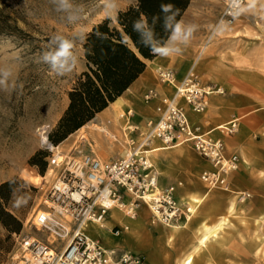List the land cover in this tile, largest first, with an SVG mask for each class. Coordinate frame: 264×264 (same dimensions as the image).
Returning a JSON list of instances; mask_svg holds the SVG:
<instances>
[{
  "label": "rangeland",
  "instance_id": "374dc122",
  "mask_svg": "<svg viewBox=\"0 0 264 264\" xmlns=\"http://www.w3.org/2000/svg\"><path fill=\"white\" fill-rule=\"evenodd\" d=\"M135 1L115 0L116 8L109 10L105 0H71L73 6L82 9V12L79 19L69 21L68 14L56 11V5L51 0H0V80L4 81L0 84V264L14 263V253L22 236L37 238L57 250H61L69 240V236L57 237L51 230L38 228L32 223L33 213L44 208V191L51 180L47 174L49 153L46 139L67 108L68 94L77 78L86 70L83 38L78 34H86L107 18L115 23L118 11ZM224 2L220 0V7L210 27L217 20ZM54 35H63L74 41L78 63L74 71L64 76L51 72L40 59L41 54L50 47ZM200 64L204 79L210 83L216 81L225 89L226 96H231L232 91L248 97L258 96L255 101L259 106H264V0H245L242 13L234 23L218 29ZM5 72L8 73L6 77ZM225 79L231 85L225 86ZM236 81L255 85L263 93L260 96L242 93L235 85ZM208 110L207 107L203 113L196 115H205L209 113ZM93 118L87 122L89 126L71 132L60 141L59 150L69 151L75 141L79 142V135L86 133L85 137L99 158L105 160L114 157L119 148L108 145L106 139L94 130ZM239 126L233 133L222 136L224 140L234 139ZM253 137L257 142L251 152L253 157L248 154V160L239 162V167L229 177L230 186L226 190L207 188L199 178V171L202 166L206 168L205 165L210 168V164L192 148L180 146L196 156L192 166L187 168L183 165L177 172L183 176V183L188 187L176 191L180 216L174 221L162 222L153 216L146 204H140L148 209L147 239L155 247L151 249L161 250L151 256L154 264H162L165 256L175 255H170L169 250L176 236L190 240L183 245L184 249L190 248L194 232L202 220L213 226L225 215L227 220L222 229L229 244L243 246L255 241V234L264 237V165L257 163V160L264 162V124L255 130ZM224 144L229 152H233L227 141ZM13 188L17 189V196L26 198V204L14 206ZM192 192L204 194L205 197L198 212L189 221L186 218L187 200ZM231 199L235 200L237 206L234 213L226 210ZM184 220L189 221L188 227H183L176 234L167 233V230L173 231L168 225H180ZM118 228L113 229L116 235L122 233V228L118 233L115 231ZM222 247L228 248L227 245ZM149 251L138 249L119 255L115 252L109 264H126L120 260L125 253L136 259L137 263L134 264H148ZM200 252H206V247Z\"/></svg>",
  "mask_w": 264,
  "mask_h": 264
},
{
  "label": "built area",
  "instance_id": "2783aa9c",
  "mask_svg": "<svg viewBox=\"0 0 264 264\" xmlns=\"http://www.w3.org/2000/svg\"><path fill=\"white\" fill-rule=\"evenodd\" d=\"M244 4L245 0H225L217 20L198 46L190 68L180 79L170 69L154 68L156 79L172 89L170 95L155 88L142 94L145 105L155 102L154 116L137 122L133 120L132 109H124L115 119L92 122L94 130L108 145L119 148L114 157L99 158L86 133L80 134L79 142L75 141L67 152L46 139L47 174L51 180L45 187L44 208L33 213L32 223L51 230L57 237L69 236V240L57 250L37 238L22 236L13 264H109L115 252L107 253L98 243L88 241L85 230L90 223H103L116 207L131 217L143 203L158 220L166 223L176 220L181 211L175 186H159L151 159L159 148L191 147L210 164L209 169L200 173L201 182L209 189H228L229 177L239 167L240 159L237 154L228 153L221 137L211 134V130L204 131L192 120L190 113H203L209 95L225 93L220 86L205 83L195 67L218 29L232 25ZM237 127L238 118L232 115L216 129L228 135ZM115 231L118 233L119 228ZM120 260L137 263L126 253Z\"/></svg>",
  "mask_w": 264,
  "mask_h": 264
},
{
  "label": "crops",
  "instance_id": "0c3cea01",
  "mask_svg": "<svg viewBox=\"0 0 264 264\" xmlns=\"http://www.w3.org/2000/svg\"><path fill=\"white\" fill-rule=\"evenodd\" d=\"M219 3L220 0H190L188 6L179 18V21H182L185 25H195L196 30L193 33L190 43L183 47L182 54L168 57L155 55L152 59L146 60V66L143 72L119 96L122 101L121 107L115 109V107L110 103L106 108L95 115L93 121L115 119L117 111L120 109H132L133 120L137 122L154 116L153 106L155 102H152L150 105H145L141 100L142 94L149 88H155L160 93L167 95H170L172 92L170 87L161 84L156 79L154 75V68L156 66H161L163 68L170 69L174 73L175 77L180 79L190 68L198 46L202 42L206 32H208L213 20L216 17L217 9L220 7ZM200 60L197 63L195 70L198 74L202 75V79L205 83H210L203 77L202 73L204 72L201 70ZM223 81L227 84L225 86L231 85L228 84L227 79ZM214 82L215 83L211 82L210 84L219 86L216 81ZM235 85L240 88L242 93L257 94L259 96L263 93H260V91L256 89L255 85L245 84L243 81H236ZM221 88L225 91L223 87ZM231 93L232 95L229 97L225 95L226 93H214L209 95L207 105L210 109L208 110L209 113L202 116L193 113H190V115L191 119L199 123L204 131L211 130V134L221 137L223 140L224 138L222 136H224V134H222L219 130L217 131L216 127L226 123L232 115L237 117L238 126L240 125V128L235 138H226L224 142L227 141L230 150L237 154L240 162H242L246 161V159L248 160V154H251L255 148V144L257 143L253 136L255 134V130L264 124V106H259L258 102L255 101L257 100L255 98L258 96L255 98L248 97L238 93L237 91H232ZM212 97H219L220 99ZM217 108H219L218 114L216 113ZM229 110H233V112L229 113ZM154 144L159 145V143L156 142ZM227 151L228 153H233L229 152V150ZM251 156L253 157L252 154ZM195 157L196 156H194L190 151L181 149L180 147L159 148L154 151L151 155V159L158 173L159 186L166 187L168 185H174L176 191L179 189H187V185H184L183 183V176L177 172L180 167H183V165L187 168L192 166L194 164ZM257 163L264 165V162L261 160H257ZM205 166L206 168H203L202 166L203 169L201 168L199 171L200 173L204 169H209L207 168V165ZM161 184H164L165 186H162ZM148 218V209L143 205H140L136 209L135 215L131 217L127 216L122 209L116 207L111 210L109 216L106 217L105 221L102 223L104 228L109 232L106 236L111 240V242H109L107 238L102 239L98 235L97 230L90 229L91 223L87 225L88 228L86 227L85 233L86 235H90L93 239L91 242L98 243L107 250L113 249L114 252L118 253L117 255L127 251H137L138 249L148 252L151 248H155L150 239H147V232L149 228ZM115 227L122 228V233L120 235L113 233V229ZM170 231L171 230H167V233L170 234L172 232ZM155 242H157V238L155 239ZM152 249L148 254V264H154L151 256H155L157 252H161V250L154 249L155 251H152ZM170 251L171 250H169V253L171 255L173 252ZM175 257L176 255L165 256V260H163L162 264H175Z\"/></svg>",
  "mask_w": 264,
  "mask_h": 264
},
{
  "label": "trees",
  "instance_id": "16d2710c",
  "mask_svg": "<svg viewBox=\"0 0 264 264\" xmlns=\"http://www.w3.org/2000/svg\"><path fill=\"white\" fill-rule=\"evenodd\" d=\"M190 0H136L118 11L115 23L107 18L83 35L82 48L86 70L81 72L69 92V104L48 140L58 145L68 134L90 121L98 112L119 97L145 69V61L155 55L140 42L133 23L146 18L153 28L154 38L164 43L168 33L164 28L161 5H172L179 21ZM158 17L155 25L153 18ZM128 37L127 43L123 38Z\"/></svg>",
  "mask_w": 264,
  "mask_h": 264
},
{
  "label": "bare ground",
  "instance_id": "6f19581e",
  "mask_svg": "<svg viewBox=\"0 0 264 264\" xmlns=\"http://www.w3.org/2000/svg\"><path fill=\"white\" fill-rule=\"evenodd\" d=\"M111 105H113L115 109L120 108L122 105L121 98L117 97L111 102ZM121 111V109L120 111L118 110L117 114ZM87 126H89L88 123L80 127L79 131L83 130V128ZM152 193L153 192L150 194ZM204 197V194H199L198 192H192L189 194L187 200V220L198 212V208L202 201H204ZM236 209L237 206L235 200L231 199L226 210L228 213H234L236 212ZM259 217L262 218L263 216ZM226 220L227 219L224 215L213 226L207 225L204 220H202L194 232V240L191 241L192 244L190 248L184 249L185 246H183L190 242V240L185 241L186 239L182 240L179 236L174 237L172 239L170 252H173L176 255L174 259L175 264H264V237H261L259 234H255L253 237L255 241L248 242L246 245L239 246L237 243L229 244V240L223 235L222 229V227L226 224ZM189 221H181L180 225H168V228L173 230L171 232L172 234H176V232H180L183 227H188ZM90 229L97 230L98 235L102 239H106V234L109 233L108 230L104 228L102 223H91ZM86 236L88 241L93 240L90 235ZM107 240L111 242L109 238H107ZM208 245H210V248ZM224 245H227L228 248L222 247ZM101 247L107 253H110V251L105 249L103 246ZM205 247L206 252L201 253L200 251ZM182 249H184V251Z\"/></svg>",
  "mask_w": 264,
  "mask_h": 264
},
{
  "label": "clouds",
  "instance_id": "9594fccd",
  "mask_svg": "<svg viewBox=\"0 0 264 264\" xmlns=\"http://www.w3.org/2000/svg\"><path fill=\"white\" fill-rule=\"evenodd\" d=\"M56 5V11L68 14L69 21H76L80 18L82 9L75 8L71 0H51ZM106 8L114 10L116 8L115 0H105ZM161 12L164 14V28L168 33L167 41L160 43L155 40L153 28L149 26L146 18H141L133 23V31L139 37L140 42L147 47L154 55L168 57L182 54L183 47L187 46L196 30L195 25H185L182 21H177L176 16L178 11H173L172 5H161ZM158 17L153 18L155 25ZM82 38V33L78 34ZM128 37L123 38V43H127ZM41 61L48 65L49 70L58 76H64L76 68L78 58L74 52V41L63 35H54L51 38L50 47L41 54ZM5 77L8 75L4 73ZM4 81L0 80V84ZM14 197V206L19 207L26 204L27 200L24 197L17 196V189H12Z\"/></svg>",
  "mask_w": 264,
  "mask_h": 264
}]
</instances>
